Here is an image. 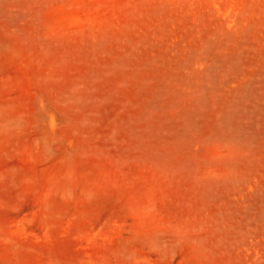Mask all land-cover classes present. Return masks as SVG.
Returning <instances> with one entry per match:
<instances>
[{
    "label": "rangeland",
    "instance_id": "1",
    "mask_svg": "<svg viewBox=\"0 0 264 264\" xmlns=\"http://www.w3.org/2000/svg\"><path fill=\"white\" fill-rule=\"evenodd\" d=\"M0 264H264V0H0Z\"/></svg>",
    "mask_w": 264,
    "mask_h": 264
}]
</instances>
